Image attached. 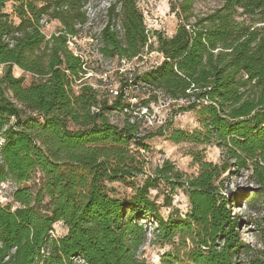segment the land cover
Returning a JSON list of instances; mask_svg holds the SVG:
<instances>
[{"label": "trees", "instance_id": "1", "mask_svg": "<svg viewBox=\"0 0 264 264\" xmlns=\"http://www.w3.org/2000/svg\"><path fill=\"white\" fill-rule=\"evenodd\" d=\"M9 1L0 0V184H15L18 206L0 202V264H148L140 220L149 218L154 243L173 246L161 264H264V225L256 244L245 241L220 194L229 175L247 170L264 195V0H219L203 14L193 12L194 0H176L171 36L149 32L137 0H110L99 53L162 58L121 86L147 89L139 105L122 92L100 98L87 82L86 60L69 47L89 20V0H13L8 13ZM44 19L61 25L48 37ZM158 92L186 102L176 112L193 111L198 122L190 132L169 129V140L215 145L219 162L196 151L194 175L168 159L147 172L146 140L163 130H142L133 112L148 109ZM113 111L124 115L120 125L109 119ZM161 186L183 191L184 214L159 213L150 192ZM170 194L162 206H171ZM56 222L66 227L59 237L52 236Z\"/></svg>", "mask_w": 264, "mask_h": 264}, {"label": "rangeland", "instance_id": "2", "mask_svg": "<svg viewBox=\"0 0 264 264\" xmlns=\"http://www.w3.org/2000/svg\"><path fill=\"white\" fill-rule=\"evenodd\" d=\"M110 0H89L84 6L89 20L79 28L78 35L70 41L69 47L73 52L83 56L86 60L87 67V82L91 83L100 91V98L111 88L121 89L125 81H129L135 75L150 68V66L159 63L162 58L156 51L146 53L141 59H132L130 61L118 60L117 58L103 57L98 48L99 31L106 21V7ZM176 0H137L138 6L143 14L144 24L150 33L153 31L162 32L166 36L174 34L179 19L173 11V5ZM13 0L5 4V11L12 12ZM219 4V0H194L193 12L195 14H203L215 8ZM14 20H16L14 18ZM42 32L48 37L60 28V23L57 20H43ZM153 45V50L155 48ZM13 73L15 76H21L22 71L14 67ZM31 81L30 75L25 76V83ZM130 94L137 96V100L133 103L142 102L149 97L147 89L133 87ZM157 100L151 101L147 110L146 117L138 116L141 112L136 108L134 110L138 115L137 119L141 122V129L147 132H156L163 130V135L155 134L146 142L150 146L148 152H143L146 158V170L151 172L156 166L161 165L163 160L168 159L173 163L176 169L187 174L194 175L198 171V165L192 159L191 153L201 151L204 155V160L219 162L221 151L215 145L193 144L190 142H173L169 140V129H183L193 131L198 128L196 115L193 111H177L180 105H186L184 101L177 103L166 101L160 92L157 93ZM112 100V97H108ZM139 105V103H137ZM135 116V115H134ZM109 119L121 124L124 115L118 111L109 113ZM35 175L29 182L32 185L36 182ZM120 193L129 191L118 183L113 185ZM15 189V184L12 181H5L0 184V202L5 204L10 202L13 207L18 206L12 200L11 194ZM171 192V194H170ZM169 193L171 195V206L163 205V197ZM220 194L228 201L227 207L231 213L238 216L240 220L239 231L242 238L256 244L258 242L259 225H264V195L261 193L258 185L250 177L247 170H241L238 173L228 176L220 188ZM150 195L157 200L160 205L159 213L164 217L173 211L178 210L180 214H184L188 207V200L181 189L169 191L168 188L161 186L159 191L151 190ZM238 197L236 201L234 199ZM148 228L147 242L140 248L142 258L148 264H161L162 256L173 246L171 244L154 243L153 229L156 223L151 219L140 220ZM66 232V227L62 222H56L53 225L52 236L59 237Z\"/></svg>", "mask_w": 264, "mask_h": 264}, {"label": "built area", "instance_id": "3", "mask_svg": "<svg viewBox=\"0 0 264 264\" xmlns=\"http://www.w3.org/2000/svg\"><path fill=\"white\" fill-rule=\"evenodd\" d=\"M69 44H70V42H69ZM133 87H135V86H126V87H124L123 89L121 88L120 90L119 89H113V88H111V89H109L108 91H107V93L111 96V97H116V96H118L121 92L122 93H124L125 94V96H127L128 97V99H129V101L131 102V104H136V103H133L132 101H136L137 100V96H135V95H132V94H130V92L129 91H131V89L133 88ZM138 103V102H137ZM138 111H140L141 113L138 115V113H136V111L134 110V112H133V114H136V115H138V116H141V117H146V114H147V108L146 107H143V106H140V107H137L136 108ZM127 109H124V111H126Z\"/></svg>", "mask_w": 264, "mask_h": 264}]
</instances>
